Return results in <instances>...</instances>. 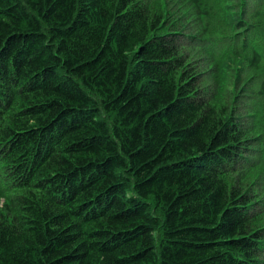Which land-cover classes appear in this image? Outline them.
I'll return each instance as SVG.
<instances>
[{"label": "trees", "instance_id": "16d2710c", "mask_svg": "<svg viewBox=\"0 0 264 264\" xmlns=\"http://www.w3.org/2000/svg\"><path fill=\"white\" fill-rule=\"evenodd\" d=\"M0 196V264H264V0H0Z\"/></svg>", "mask_w": 264, "mask_h": 264}, {"label": "rangeland", "instance_id": "374dc122", "mask_svg": "<svg viewBox=\"0 0 264 264\" xmlns=\"http://www.w3.org/2000/svg\"><path fill=\"white\" fill-rule=\"evenodd\" d=\"M183 3H185L186 0H182ZM232 64V69L234 68L235 63H231ZM4 198L2 196H0V205H2Z\"/></svg>", "mask_w": 264, "mask_h": 264}]
</instances>
